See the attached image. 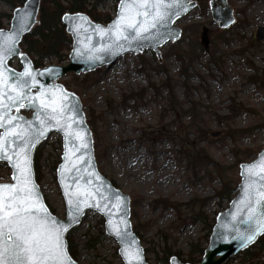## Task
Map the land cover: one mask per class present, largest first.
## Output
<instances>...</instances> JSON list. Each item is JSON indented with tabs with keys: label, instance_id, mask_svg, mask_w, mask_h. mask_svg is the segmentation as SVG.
I'll use <instances>...</instances> for the list:
<instances>
[{
	"label": "rangeland",
	"instance_id": "1",
	"mask_svg": "<svg viewBox=\"0 0 264 264\" xmlns=\"http://www.w3.org/2000/svg\"><path fill=\"white\" fill-rule=\"evenodd\" d=\"M196 1L175 22L181 35L159 48V58L143 49L109 67L58 80L79 96L97 168L129 196L131 223L150 264H164L158 261L164 247L184 256L192 243H204L207 229L194 214L212 219L226 208L217 192L240 179L238 158L249 162L264 147V41L254 37L264 27V0H227L234 19L223 28L213 20L209 0ZM0 11L13 9L2 3ZM98 11L112 19L116 6L107 2ZM203 27L207 50L200 43ZM67 62L51 58L46 64ZM12 64L19 67L16 60ZM60 154L61 137L52 133L41 146L38 184L63 218L53 170ZM9 176L0 163V182ZM99 218L88 211L72 228L76 261L122 264ZM243 259L236 255L229 264H249Z\"/></svg>",
	"mask_w": 264,
	"mask_h": 264
},
{
	"label": "water",
	"instance_id": "2",
	"mask_svg": "<svg viewBox=\"0 0 264 264\" xmlns=\"http://www.w3.org/2000/svg\"><path fill=\"white\" fill-rule=\"evenodd\" d=\"M41 0H25L22 6L13 9L8 28H0V46L5 41L10 44L15 51L5 52L3 64L0 65V73H3L4 83L0 84V92L4 93L2 97L3 108H0V116L3 117V127H0V136H4L10 129L16 132L27 130L28 133L36 134L40 128V122L37 120L39 109V100H35L33 106H29L30 97H38L41 92L46 93V98H51L52 93L61 92L69 95V103L74 106L75 113L68 112L67 115L72 117L69 123L72 125V131L83 134V143L87 147H81V141L74 136H66L63 130L55 127H49L43 137L38 142L33 141L35 146L30 149L32 180L37 186L41 202L48 209V212L58 223L67 227L63 235L66 242V233L79 225L88 211H94L103 219L104 233L117 244V253L122 264H128L124 256V249L135 251L140 250L142 264H149L146 259L145 250L141 240L132 228L130 218V198L115 186L110 179L105 177L97 168L96 158L94 155L92 132L86 122L85 114L81 100L77 94L68 90L58 80L67 76L69 73L80 74L92 72L99 67H109L114 64L120 57L127 53L141 52L143 49L152 50L156 57H160L159 48L167 42H173L181 35V28L175 25V22L186 16L197 4L196 0H164L165 4H171L172 7L162 9L167 13L165 19L158 23L156 28L149 29L147 33L142 34V38L134 39V32L126 31L124 33L128 39L117 40L115 35V22L119 18L120 2L116 6L114 18L106 25L94 22L90 17L81 12H66L61 17V22L65 26V31L70 35L72 43L68 54V62L63 65L48 64L43 67H34L29 55L20 47L22 37L30 32L32 27L37 23V17ZM209 9L213 20L217 21L219 27H227L233 22V12L228 5L227 0H209ZM142 21L143 17H138ZM113 31L109 32V29ZM103 29V32L98 31ZM254 37L259 41H264V27H257ZM200 43L207 50L209 39L208 30L203 27L200 35ZM16 60L19 67L15 68L12 64ZM28 69L31 72L30 77H23L21 74ZM18 81H27L30 87H24V99L18 102L9 101V96H15L12 87L17 85ZM24 107H20V104ZM21 110L30 112L27 116L21 113ZM43 115V114H41ZM11 117L16 119L11 120ZM56 133L61 137V154L60 161L57 164L55 178L58 184L63 202L64 217L61 218L54 214L46 204L39 184L35 179L33 167V152L36 146L47 140L52 134ZM22 146V141L15 136H9L6 142L8 154L12 155L13 150H18ZM264 154V147L249 162L239 164L240 180L236 186L235 194L227 204V207L217 212L215 222L212 226L208 242L204 248L199 262L189 263L181 261L173 255L169 259V264H223L230 257L240 253L251 246L258 237L264 235V230L260 229L261 214H264V204L257 206L256 217L249 219L248 205L245 203L249 199L245 191L247 183H261L258 178L251 179L245 175L244 165H251ZM5 162L10 170V180L0 182V184H13L12 179L15 169L12 163L7 159H0ZM74 201L73 208L70 210L68 200ZM81 201L82 211L76 221H71L70 211L75 216V201ZM251 199L255 200V195ZM84 201L89 206H84ZM99 204V207L94 205ZM121 232V237L115 235L116 231ZM256 233L255 239L245 245V237ZM68 252V250H67ZM73 264H79L68 252Z\"/></svg>",
	"mask_w": 264,
	"mask_h": 264
},
{
	"label": "snow or ice",
	"instance_id": "3",
	"mask_svg": "<svg viewBox=\"0 0 264 264\" xmlns=\"http://www.w3.org/2000/svg\"><path fill=\"white\" fill-rule=\"evenodd\" d=\"M172 7L171 4H165L164 0H121L119 18L115 22V35L117 40L128 39L124 35L126 31L134 32V39L142 38L143 33L149 29L156 28L157 24L162 22L167 13L162 9ZM138 17H143L142 21ZM103 32V29H98ZM113 29H109V32ZM0 35H3L0 33ZM15 49L5 41L0 46V65L3 64L5 52L11 53ZM23 77H30L31 72L25 69L21 74ZM4 83L3 73H0V84ZM30 87L27 81H18L17 85L12 87L15 96H9V101L15 103L22 101L24 97L23 88ZM4 93L0 92V108H3L2 97ZM39 100V109L37 120L40 122V128L36 134L28 133L27 130L16 132L10 129L0 136V159H7L12 163L16 170L12 179L13 184H0V264H73L68 255L67 245L63 239L67 227L58 223L51 216L48 209L41 202L37 186L32 180L30 149L35 146L34 140L38 142L43 137L49 127H55L63 130L66 136H74L81 141V147H87L83 143L84 136L80 132L72 131V125L69 123L72 117L68 112L75 113L74 106L70 105L69 95L52 93L51 98H46V93L41 92L38 97H30L29 106H33L35 100ZM20 104V107H24ZM43 114V115H41ZM16 117H11V120ZM3 117L0 116V127H3ZM9 136H15L22 141V146L18 150H13L12 155L8 154L6 142ZM245 169V175L250 179L258 178L261 183H247L245 191L249 199L245 201L248 205L249 219L256 217L257 206L264 204V154L251 165L242 166ZM255 195V200L251 199ZM84 206H89L86 201ZM70 210L73 208L74 201L68 200ZM81 201H75V213L73 216L70 211L71 221H76L82 211ZM99 207V204L94 205ZM260 229L264 230V214H261L259 221ZM115 235L121 237V232L116 231ZM256 233L247 235L245 245L255 239ZM124 256L128 264H142L140 250L135 251L124 249Z\"/></svg>",
	"mask_w": 264,
	"mask_h": 264
},
{
	"label": "trees",
	"instance_id": "4",
	"mask_svg": "<svg viewBox=\"0 0 264 264\" xmlns=\"http://www.w3.org/2000/svg\"><path fill=\"white\" fill-rule=\"evenodd\" d=\"M24 1L25 0H0V4L5 3L14 9L18 6H22ZM118 1L119 0H41L37 23L32 27L30 32L22 37L20 47L29 55L34 67L36 68L45 66L47 61L51 58H55L57 62L60 63L68 59V54L72 43L70 35L66 33L65 26L61 22L62 15L66 12H81L87 14L94 22L107 24L110 22L111 18H108L107 14L98 11V8L104 6L107 2H114L116 6ZM10 18L11 14L0 11V28L5 27L4 19H8L9 22ZM22 112L26 111L22 110ZM42 143L43 142L39 143L33 152V167L37 182L42 176L38 162L41 155ZM245 156H247V154ZM59 161L60 156L55 162L53 167L54 171L56 170V166ZM238 161L242 163L245 160L238 158ZM1 165L7 168L5 163H1ZM112 182L115 186H117L114 181ZM238 182L239 180L233 187L224 184L221 190L217 192V197H219L220 200H226L228 203L235 194ZM45 202L47 203L46 200ZM49 208L54 213V210L50 206ZM193 219L203 222L207 229L204 243H201L200 241L192 243L190 245L189 251L184 256L180 250H172L168 246L164 247L161 255L158 257L159 262L169 264V259L173 255L177 256L183 262H199L204 248L208 242V237L215 222V217L209 219L208 216L204 214V212L200 211L194 214ZM99 220L103 224V219L101 217ZM132 227L140 238L134 225H132ZM71 231L72 229L66 233L67 250L69 254L76 260L77 245L71 237ZM90 246L94 247V243ZM239 254L244 258V262H249V264H264V235L258 237L251 246L241 251ZM235 256L230 257L228 261L224 262L223 264H229V260Z\"/></svg>",
	"mask_w": 264,
	"mask_h": 264
}]
</instances>
